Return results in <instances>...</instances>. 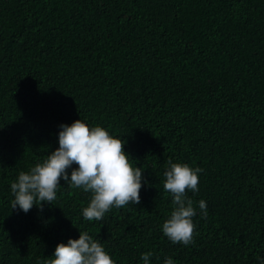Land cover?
I'll return each mask as SVG.
<instances>
[{"label":"trees","instance_id":"obj_1","mask_svg":"<svg viewBox=\"0 0 264 264\" xmlns=\"http://www.w3.org/2000/svg\"><path fill=\"white\" fill-rule=\"evenodd\" d=\"M79 118L127 140L140 202L85 220L90 191L61 180L43 210L12 209L10 183ZM170 160L203 169L188 244L161 229ZM79 230L116 264L264 260V0H0V264H45Z\"/></svg>","mask_w":264,"mask_h":264},{"label":"clouds","instance_id":"obj_2","mask_svg":"<svg viewBox=\"0 0 264 264\" xmlns=\"http://www.w3.org/2000/svg\"><path fill=\"white\" fill-rule=\"evenodd\" d=\"M58 128V147L27 171L21 170L10 183L14 196L12 209L27 213L36 205L43 210L45 202L52 203L57 198L61 180L68 186L90 191V199L82 208L85 220H102L112 207L140 202V190L150 181L143 175L145 169L137 158L126 150V139L83 118L72 123L61 122ZM202 171L198 166L170 160L163 172V186L172 195V209L161 229L173 243L188 244L193 238L197 208L188 192L199 191ZM198 207L206 216L207 202L203 198L198 201ZM152 256L151 251L142 252V264H152ZM45 264H116V261L101 240L87 230H79L78 238L58 242ZM163 264H176V261L165 256Z\"/></svg>","mask_w":264,"mask_h":264}]
</instances>
